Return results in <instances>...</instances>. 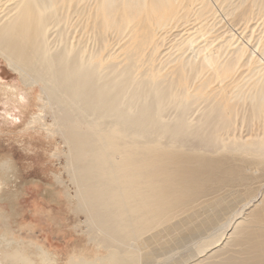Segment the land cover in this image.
Returning <instances> with one entry per match:
<instances>
[{"label": "bare ground", "instance_id": "bare-ground-1", "mask_svg": "<svg viewBox=\"0 0 264 264\" xmlns=\"http://www.w3.org/2000/svg\"><path fill=\"white\" fill-rule=\"evenodd\" d=\"M223 1L231 17L263 2ZM191 15L198 28L158 61ZM214 17L208 0H0V57L40 86L26 128L61 141L56 181L96 252L66 264H264V36L261 57L233 33L215 45ZM33 249L38 263L3 264H59Z\"/></svg>", "mask_w": 264, "mask_h": 264}, {"label": "rangeland", "instance_id": "rangeland-1", "mask_svg": "<svg viewBox=\"0 0 264 264\" xmlns=\"http://www.w3.org/2000/svg\"><path fill=\"white\" fill-rule=\"evenodd\" d=\"M208 1L215 11L209 41L219 45L233 33L238 40L248 43L249 52L255 51L257 57H261V46L253 43L264 36V0L260 6L248 1L244 9L232 17L227 16L222 7L225 1ZM196 5L193 3V11ZM248 14L251 18L245 22ZM198 26L195 15L173 25L156 53L157 60L162 61L175 40L192 34ZM183 50L192 53L191 47ZM245 73L246 66L242 65L233 78L240 79ZM39 95V85L24 86L19 75L0 57V161L7 157L12 161V169H0V257L4 260L0 264L6 262L5 253L14 251L38 263L34 245L56 255L59 264H66L68 256L78 253L80 247L88 248L85 251L90 255L96 253L93 247L86 245V237L77 227L82 215L71 212L66 193V190L71 192V188L56 181L57 174L63 180L67 178L64 158L53 155L62 148L61 141L37 126L26 128L32 115L43 113ZM45 121H50L49 115Z\"/></svg>", "mask_w": 264, "mask_h": 264}]
</instances>
